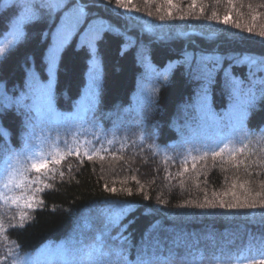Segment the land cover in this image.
Listing matches in <instances>:
<instances>
[{
    "label": "trees",
    "instance_id": "1",
    "mask_svg": "<svg viewBox=\"0 0 264 264\" xmlns=\"http://www.w3.org/2000/svg\"><path fill=\"white\" fill-rule=\"evenodd\" d=\"M12 174L0 264L68 238L96 264H264V0H0Z\"/></svg>",
    "mask_w": 264,
    "mask_h": 264
},
{
    "label": "rangeland",
    "instance_id": "2",
    "mask_svg": "<svg viewBox=\"0 0 264 264\" xmlns=\"http://www.w3.org/2000/svg\"><path fill=\"white\" fill-rule=\"evenodd\" d=\"M123 1V0H120ZM122 11L126 14H130L129 9L126 6L122 7ZM83 19V9H79V11L75 12H68L65 13L60 21L59 26L57 27L56 34L52 38L51 43L47 47L44 53V60H47L49 65L47 67V73L48 78L47 80H53L55 76L56 71V61L58 60V53L60 50V46L63 42H65L74 32L77 31V29L80 26V23ZM95 37L96 33H81L79 35V43H86L90 50L95 49ZM47 63V64H48ZM47 80H43L41 82H38L37 87L42 88L44 92L50 91L46 89L45 84L48 82ZM51 88V87H50ZM36 150H32L33 152V162H36L38 160V156L42 154V150H39L40 148L34 147ZM12 183H17V177L15 174H12L9 176L0 187V199L2 200V208L4 206H13L12 204L15 202V197H13L12 194H8V191H6V187ZM1 215V214H0ZM69 242H72V238H68L66 242L62 245H59L61 249V255H59L58 259H62V262H65L64 260L69 259L70 262L75 264H91L90 262H94V259H90V253L91 251L86 248V244L82 242L81 245L75 247L73 244L72 246L69 244ZM90 249H92V246L89 245ZM75 250L74 252L77 253V255H74L75 253H72V250ZM67 252V253H66ZM52 259V257H46L42 260V264H49V261Z\"/></svg>",
    "mask_w": 264,
    "mask_h": 264
},
{
    "label": "bare ground",
    "instance_id": "3",
    "mask_svg": "<svg viewBox=\"0 0 264 264\" xmlns=\"http://www.w3.org/2000/svg\"><path fill=\"white\" fill-rule=\"evenodd\" d=\"M46 61H47V60H46ZM46 63H48V61H47ZM49 66H50V65H49ZM44 76H45V77H43V78H39V77H38V80H39L40 82L43 81V80H47V78H48L47 69H46V73H45ZM47 81H48V80H47ZM46 84H47V83H46ZM46 84H45V85H46ZM4 261H5V262H8V261H10V258H5V257H4Z\"/></svg>",
    "mask_w": 264,
    "mask_h": 264
}]
</instances>
